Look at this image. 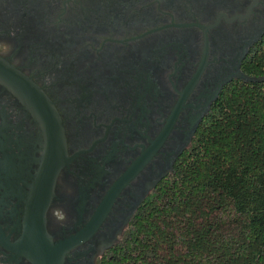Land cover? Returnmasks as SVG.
I'll list each match as a JSON object with an SVG mask.
<instances>
[{
    "label": "flooded vegetation",
    "instance_id": "af4514ba",
    "mask_svg": "<svg viewBox=\"0 0 264 264\" xmlns=\"http://www.w3.org/2000/svg\"><path fill=\"white\" fill-rule=\"evenodd\" d=\"M0 42L64 151L0 82V264H36L34 238L59 264H104L221 90L251 75L264 0H0ZM53 187L63 227L44 220Z\"/></svg>",
    "mask_w": 264,
    "mask_h": 264
},
{
    "label": "trees",
    "instance_id": "16d2710c",
    "mask_svg": "<svg viewBox=\"0 0 264 264\" xmlns=\"http://www.w3.org/2000/svg\"><path fill=\"white\" fill-rule=\"evenodd\" d=\"M104 264H264V79L221 90Z\"/></svg>",
    "mask_w": 264,
    "mask_h": 264
},
{
    "label": "water",
    "instance_id": "95a60500",
    "mask_svg": "<svg viewBox=\"0 0 264 264\" xmlns=\"http://www.w3.org/2000/svg\"><path fill=\"white\" fill-rule=\"evenodd\" d=\"M243 81H255L264 79L263 76L247 75L240 76ZM0 82L8 87L29 109L33 117L41 122L46 132V136H52L55 140L56 147V162L59 155L60 161L64 156L63 151V136L59 126L58 117L52 103L47 99L44 93L21 71L16 69L8 61L0 56ZM37 234V233H32ZM31 235V234H29ZM34 244L28 249V255L36 264H59L61 250L60 245H50L48 241H44V250L37 247L38 243H42L34 238Z\"/></svg>",
    "mask_w": 264,
    "mask_h": 264
},
{
    "label": "clouds",
    "instance_id": "9594fccd",
    "mask_svg": "<svg viewBox=\"0 0 264 264\" xmlns=\"http://www.w3.org/2000/svg\"><path fill=\"white\" fill-rule=\"evenodd\" d=\"M11 51V46L6 42H0V54L7 55ZM51 219L60 226H66L69 219L66 209L55 200V188L53 187L48 205L44 211V220L47 223Z\"/></svg>",
    "mask_w": 264,
    "mask_h": 264
}]
</instances>
